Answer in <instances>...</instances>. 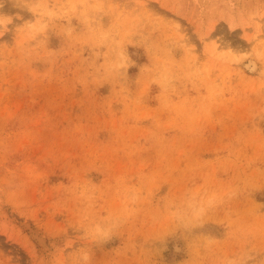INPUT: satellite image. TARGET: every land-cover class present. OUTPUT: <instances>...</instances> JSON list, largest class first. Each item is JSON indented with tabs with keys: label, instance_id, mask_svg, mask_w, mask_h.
<instances>
[{
	"label": "rangeland",
	"instance_id": "1",
	"mask_svg": "<svg viewBox=\"0 0 264 264\" xmlns=\"http://www.w3.org/2000/svg\"><path fill=\"white\" fill-rule=\"evenodd\" d=\"M0 264H264V0H0Z\"/></svg>",
	"mask_w": 264,
	"mask_h": 264
}]
</instances>
